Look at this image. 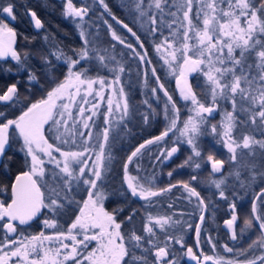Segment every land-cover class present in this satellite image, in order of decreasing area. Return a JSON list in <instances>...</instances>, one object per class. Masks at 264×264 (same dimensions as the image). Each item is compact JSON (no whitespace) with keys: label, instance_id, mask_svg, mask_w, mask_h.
I'll list each match as a JSON object with an SVG mask.
<instances>
[{"label":"snow or ice","instance_id":"1","mask_svg":"<svg viewBox=\"0 0 264 264\" xmlns=\"http://www.w3.org/2000/svg\"><path fill=\"white\" fill-rule=\"evenodd\" d=\"M96 2L93 0V4ZM98 3L112 20L136 38L139 49L145 48L137 33L112 14L105 0H98ZM129 4L138 14L136 19L140 20L141 27L150 22L147 31L149 36L160 33L162 39L154 44L155 50L158 53L164 50L160 58L176 76L180 97L190 102L189 111L192 114L183 120L182 127H178L180 109L153 68L152 75L158 87H152L151 93L157 103L160 102V97L156 95L158 91H162L167 98L163 115L168 123L160 135L146 139L127 155L122 164L123 179L119 187L109 189L105 181L112 167L111 146L121 139V132L128 129L126 121L135 114L133 106L122 86L118 94L123 98V103L118 102L113 107V101L109 98L104 113L92 111L99 109L98 103H92L88 109L83 105L89 103L87 96L92 95L94 84L100 85L96 95L103 100L101 93L105 86L120 85V74L125 72V68L114 54L115 44L104 47L86 30L84 17L91 7L87 4L76 7L73 0H66L63 14L66 18L72 17L79 29L81 47L65 52L59 44H49V40L54 38L45 35L48 50H40L39 58L49 87L43 88L42 85L43 94L40 98L21 107L18 114L8 111L21 103L17 84L6 86V90L0 93V102L5 105L0 108V169L7 170L10 167L8 161L12 157L8 156V152L13 145H19L27 169L17 174L10 185L11 202H0V264H178L175 255L178 250L172 247L173 243L180 245L181 249L186 248L183 255L197 261V264L208 261L212 264H264V0H175L174 3H170V0H148L147 3L145 0H126L122 6L127 7ZM14 7L11 0L0 3V60L10 57L19 66V71L25 70L29 53L22 57L15 48L17 32L10 26L16 20ZM153 8L156 12L152 11ZM28 14L35 28L44 27L34 11L29 10ZM144 17H147V21L141 19ZM166 17L172 19L166 20ZM158 19L161 25L166 24L169 29L168 36H164L156 26ZM104 23L108 26L112 40L130 49V57L137 58L142 64H151L146 59L147 51H138L107 20ZM173 25L176 27L173 28ZM53 57L66 66L63 79L58 78L53 71L54 68L58 70ZM93 63L96 67L94 76L90 74ZM6 70L12 71L11 68ZM104 70L112 75L110 82L99 74ZM196 72L205 77L203 86L189 81V75ZM144 75L147 77V72ZM28 80L39 82L35 70H28ZM144 86L148 87L147 80ZM196 88H200L199 97ZM78 96L79 101L76 99ZM143 103L152 109L151 113H141L143 122L147 124L150 116L156 113L147 100ZM225 103L231 104L230 111L223 108ZM76 104L80 105L77 111L83 120H74L69 127L68 118L73 116L70 108ZM218 108H223V120L219 125L222 130L218 131L217 125H211V133L231 153L228 160H237L238 149L247 150L240 152L241 157L259 155L262 160L259 165L255 160L245 161L247 175L243 179L239 169L230 173L245 191L257 181L262 185L259 193L252 198L250 212L245 215L239 233L236 228L239 217L234 202L229 204L231 218L224 222L232 241H238L240 236L258 225V237L247 247L234 249L228 244L223 245L225 252L235 251L243 259L214 258L203 252L197 255L192 247H186L181 220H173L172 215H153L150 209L157 203L153 198L182 187L188 193L189 202L191 197L196 198V207L201 212L206 209L205 199L189 182L178 181L161 188L156 185L155 174L140 175V158L145 154L143 150L150 151L149 145L164 141L174 130L179 132V137L184 138L180 142H186L192 147L193 155L200 157L197 138L206 133L204 125ZM86 111L92 112V115L85 117ZM114 112H119L120 116L110 119ZM93 116L103 117L102 126L93 121ZM77 124L87 131L80 130ZM237 128L240 131L234 136L233 132ZM93 129L96 143H90ZM50 139L53 142H49ZM257 149L260 151L257 152ZM177 151L178 148L173 146L154 159L159 161L161 156L168 159ZM208 160L212 162L213 173L219 172L226 163L211 155ZM189 161H192V156L185 164ZM130 164L136 169L135 175L129 170ZM194 167L199 169L200 164L195 163ZM167 175L171 178L173 173L169 171ZM190 179L196 181L198 175H192ZM225 183V178L211 180V184L219 190V196L226 199L221 187ZM80 193L87 198L81 196L77 199ZM110 197L118 202L111 212L106 211L103 204ZM136 201L144 203L139 208L133 207ZM122 205H127V212L123 219L118 220L117 217L125 212ZM74 206L78 208V214L66 231H56L52 235L41 231L31 236L18 232L22 225L31 226V222L41 216L44 210L50 214L42 219L44 227L58 229V217L72 212ZM169 207L172 205L169 204ZM138 213H141L139 217ZM204 220L205 216L201 214L200 223L195 225L196 247L200 246L201 224ZM165 226L176 234L169 233ZM186 226L192 227L190 223ZM157 228L164 233L163 237L158 235ZM64 241H71V244ZM208 243L212 244L215 251L216 244L211 237Z\"/></svg>","mask_w":264,"mask_h":264},{"label":"rangeland","instance_id":"2","mask_svg":"<svg viewBox=\"0 0 264 264\" xmlns=\"http://www.w3.org/2000/svg\"><path fill=\"white\" fill-rule=\"evenodd\" d=\"M113 1L115 2V4H117L116 2H118L120 5H122V3L126 2V0H113ZM63 2L65 3V8H66V0H63ZM147 2H148V0H145V3H147ZM174 2H175V0H170V3H174ZM73 4L76 7H80V6H83L85 4H87V5H89L91 7V10L84 17V22H85L84 26H85L86 30L89 31L93 36H95L96 39L104 47H108L110 44H115L116 45V49L117 48H124L121 44H119L116 41L112 40L111 34H110L109 30H108V26H107V24L104 23V20H107L108 23L111 24L112 18H111L110 15H108L104 11L103 7L99 5L98 0H97V2L95 4H93V0H73ZM130 5L131 4H129L128 6H130ZM131 7H132V10H133L132 13L129 12L128 8L126 7L127 8V12H128L127 15H129V14L132 15V16L129 15L130 18L132 19V21L139 28V30H141L143 32V36L148 38V40L153 43V47H154V44L159 43L160 40L162 39V37L160 36V33L159 32L156 33L155 36H149L147 34V31H148V27H149V23L150 22H146L144 27H141L140 20L136 19L138 14L135 12V9H134L133 5H131ZM152 11L156 12V10L154 8H153ZM68 19L73 22V18L72 17H68ZM141 19L147 21V17H144V18H141ZM171 19H172V17H166V20H171ZM76 20H79V18H76ZM156 26H158L161 29V31L163 32L164 36H168L169 35V29L167 28L166 24L161 25L159 23V19L157 20V25ZM175 27H176V25H173V28H175ZM201 27H202V25H201ZM77 31L79 33V29L78 28H77ZM97 33H98V35H97ZM127 40L128 41L131 40L132 42L134 41V39H131V38L129 39V37H128ZM138 51H140V50L138 49ZM154 51H155V53L157 55L156 58L158 57L157 60L160 61L161 68H163V72H164L163 78L167 79V84H168V86H170L173 83V80L176 79V76L171 73V71L168 68V66L165 65L163 60L160 58L161 54L163 53L164 50L162 49L161 52L158 53L155 50V47H154ZM225 52H226V49H225ZM114 54L117 56L118 59L121 60V63L124 66L125 65V60L120 57L119 53L117 54L115 52ZM238 54H239V50H237V55ZM82 63L87 64L88 62H82ZM93 65H95V64L93 63ZM140 66H141V78L138 77V76L135 77V75H133V74L125 75L124 73H121L120 74V85H114L113 87L105 86V88L103 89V91L101 93V95L104 97L103 100H101L100 96L96 95V92L100 91V85L99 84H94L93 85L94 91H93L92 95L87 96V100L89 101V103L88 104H84L83 107H85V109H88V108H91V104L92 103H98L99 104V109L98 110L97 109H93L92 111H98L99 113H104L107 110V106H108L107 105V100L109 98L113 101V107H115V104L118 103V102L122 104L123 103V98L120 97L119 94H118V89H119V87L122 86V87H124V91H125V94H126L128 100H129L130 93H132V92H134L135 94L142 93L141 94V96H142L141 99H143V101L147 100L149 103L153 102L154 105H152V108L155 109L156 114L157 113H159V114L162 113L163 114L164 102L166 101L167 98L164 97L162 91L161 92H157L156 95L159 96V97L161 96L162 99H163L159 103H157L155 97L151 93V88L153 86L150 85L149 80H148V69L146 70V67H145L146 64L140 63ZM104 71H105V73H102V74H105V75H103L102 77H107V80L110 82L111 79H112V75L110 73H108L107 70H104ZM101 72H103V71H101ZM131 72H134V70L131 69ZM145 72H147V77H145V75H144ZM90 74L93 75V76L96 74V67H95L94 71H92ZM156 74H158L157 70H156ZM196 74H198V81L196 83H198L201 86H203L205 77L199 72H196L194 74V76ZM58 78H60V76ZM60 79H63V77L60 78ZM145 80H147L148 87L144 86ZM46 84H48V83H46ZM47 87H49V86L47 85ZM83 95H84V92H83V89H82L81 96H83ZM146 97H147V99H144ZM39 98H37V99H39ZM76 99H77V101H79L80 97L78 96V97H76ZM34 100H36V98H34L32 101H34ZM79 106H80L79 104H76V105H73L70 108V111L72 112L73 116H72V118H68V126L69 127L72 126L74 120H76V121L83 120V117H81L78 114V111H77ZM190 107H191L190 105H187L186 106V111L184 112V114L183 115L179 114L180 120L178 122V127H182L183 120H185L189 115L192 114L189 111ZM223 108H226V109H228L230 111L231 110V104L230 103H225L223 105ZM223 108H218V112H216L215 117L209 118V122L204 125V128L206 129V133L204 135L199 136L197 138V147L201 151V156L200 157H195L193 155L192 147L190 145H188L186 142H180V141L184 140V138L183 137H179V132L176 131V130H174L173 132H170L169 136L165 137L164 141H161L162 142V152H167L173 146H176L178 148V151L176 153H174L172 155V157H170V158H168L166 160L164 159L163 161H161V163L159 165V167H160L159 170H161L168 163L173 161L174 168H172L173 170H170L172 173L173 172L174 173L175 172H177V173L178 172H180V173L183 172V174H188L189 173L190 177L192 175H198V179L196 181L190 180V183L192 184L193 187L196 188V190L198 192H200L201 196L205 199L206 203H207V199L209 201L208 202L209 212H208V215H207V217L209 218L208 219L209 220L208 224H210V221H212V223L216 224L217 221L214 220L213 218L214 217H220L223 212L224 213L227 212V213H229V215H231V210L229 208V204H231L232 202H244L243 201L245 199L244 195H252L257 190L256 188L260 186V182L257 181L254 185L249 186L247 191H245L244 189H241L239 187V181L236 180L235 176L234 175H230V173H233L235 170L239 169L241 171V178L243 179L247 175V172H246V170L244 168L245 161L251 162L252 160H255L257 162V164L259 165V164L262 163V160H261V157L259 155H257L256 157H241L240 156V152L241 151H247V150H243V149H238L237 150V160L236 161L228 160V157H230L231 153H229L227 151V148H225L222 143H218V139L219 138L216 135L211 133V125H217L218 131L222 130V129L219 128V125H220V123L223 120ZM89 115H92V112L86 111L85 114H84L85 117L89 116ZM119 116H120L119 112H114L113 117H110V119H115V118H118ZM93 121H95L97 125H101L102 126L103 117L102 116H93ZM126 122H132V117H129ZM88 123L91 124L92 121H88ZM167 123H166V125H167ZM77 127L80 128V130H82V131H87V130L82 128L81 124H77ZM239 131H240V129L237 128L236 130H234L233 135L237 136ZM46 135L50 136V133L46 132ZM128 135H129V128L127 130H124L123 132H121V139L117 140L116 143L111 146L112 155H113L112 167H113V165L115 167V165L118 163L117 155H116V152L114 151V149H117V143L120 140L124 141L125 137H127ZM178 137H179V140L177 139ZM257 138H259V136H257ZM49 142H53V141L50 139ZM90 143H96L95 129H93V138L90 141ZM210 149H212L214 152H216L221 157L220 158V157H216L215 155H211V156H213L214 159H222V160L226 161V163H225L226 170L220 176H215L211 172L210 161L208 160V156L210 155V152H208V151H210ZM259 151L260 150L257 149V152H259ZM206 152H208V153H206ZM55 155L59 156L58 153H55ZM189 156H192V161H189L188 164H185V161L188 160ZM45 159H47V158L45 157ZM89 163H91V161H89ZM195 163H199L200 164V168L199 169H196L194 167ZM154 164H155V162H154ZM181 165H183V166L181 167ZM117 166H118V169H119V165H117ZM47 167H51V166L48 165ZM112 167H111V170L113 169ZM140 168H141V171H140V175L141 176H143L145 174H153L151 171L154 168L153 167L152 168L149 167V164L147 162H144L143 160H140ZM204 169H207V171L209 172L210 176H207V174L206 175L204 174V172H203ZM109 173L110 172L107 173V177H106L105 183L109 179L108 178ZM133 175H135V174H133ZM164 175H165L164 180L172 178V177L169 178L167 174H164ZM161 178H162V176H161ZM222 178L226 179V183L221 186L222 189L225 191V197H227L226 199L225 198H221L219 196V190H217L215 188V186L213 184H211V180L212 179L219 180V179H222ZM158 180L159 179L156 176L155 177V181L158 182ZM173 183H174V181H173ZM259 188H258V190H259ZM178 192H179V196L181 198H183L184 200L181 201V202L177 201L175 203V205L179 206V207H182L184 209H190L191 208L192 211H188V212L194 214L195 217L198 218V216L201 213V210L196 207V198L195 197H191L190 198L191 202H189L188 193L182 187H179V191ZM228 192L231 193V195ZM234 192L236 193L235 195L233 194ZM105 201L103 202V204H105ZM104 208H105V206H104ZM160 210L161 209H159V211ZM150 211L153 213V215H156V214L160 215V213H158L157 211H154V210L152 211L151 209H150ZM47 215H50V214L47 213ZM70 215H71V212H69V213H67L65 215L59 216L58 217L59 225L60 224H64V222H67V219L70 217ZM176 215H180V212L177 213V211H175V214L172 216L173 220H176V219L181 220L182 224H184V227H183L184 232L183 233L189 234L191 232V230L194 229L195 223L187 222V221H185L186 218L184 216H176ZM188 223H190L192 225L191 228H188L186 226ZM69 225H70V223L67 224L66 226L68 227ZM165 227L168 228V226H165ZM241 227H243V224L239 226V229ZM168 229H171V228H168ZM239 229H238V233H239ZM255 229L256 228H254L253 230H250L249 232L250 233H255ZM156 230H157L158 235H160L162 237V232H160V230L158 228ZM54 232H56L55 229H46L44 227V233L46 235H52ZM208 238L209 237H204V239H203L204 245L207 247V249H209V254L208 255L213 256L214 258L215 257H224V258H226L225 254L228 253V252H225L224 250L223 251H219L218 249H217V251H216V249H215V251H213L212 244L208 243ZM78 239H80V237H78ZM64 242L71 244V241H64ZM47 243L48 242H46V244ZM175 245L180 247V245H178V244H175ZM90 247H91V245H90ZM181 257L185 258L186 256L182 255ZM182 258H180V259H182ZM150 259H154V257H150ZM176 259H177V261L179 263V259L178 258H176Z\"/></svg>","mask_w":264,"mask_h":264},{"label":"flooded vegetation","instance_id":"3","mask_svg":"<svg viewBox=\"0 0 264 264\" xmlns=\"http://www.w3.org/2000/svg\"><path fill=\"white\" fill-rule=\"evenodd\" d=\"M105 1H106V3H108V0H105ZM110 1H113V0H110ZM116 3L118 5L117 4H115V5H117V7H119V9L117 10L118 12H114L113 10L110 9L112 14H114L119 20H121L124 24H127L129 27H131L133 29V31H135L137 33V35L144 42L145 48L139 49L137 42H136V38L133 37L131 35V33H129L127 31V29H125L121 25L117 24L114 20L111 21V25H112L113 29H115L119 34H122L126 39H128V37H129V39L130 38L134 39L133 42L131 40H129V41L127 40V41L129 43L133 44L134 47H137V49H139L140 51H142V52L147 51L148 52V48H149V50L152 49V51L155 53L153 43L151 41H149L148 38L143 36V32L141 30H139V28L135 25V23L130 18V16H132V15H130V14H129L130 16L127 15L128 14L127 8H128L129 12L132 13V11H133L131 5L127 6V8H126L122 5H120L118 2H116ZM28 12L29 11L18 12L14 9V13L16 15V20L10 25L17 32L16 43H15L16 50L18 52H20L22 57L24 56L25 53H29V59L26 62L25 70H19L18 71L19 66L16 64L15 61L11 60L10 57L7 60H0V93H3L6 90V86L11 85L13 83H16L17 87H18V92H19V97H20L21 103L18 104L16 106V108L8 109V111L10 113H16V114L19 113L21 107H23L24 105H27L30 101L33 100L32 95L30 93L31 82H29V80H28V70L31 69L30 68L31 64L32 63L42 64L40 59L36 58L37 51L35 50V48L31 47V40L33 39V37H35L36 39L41 37L39 34H42L45 27H43L41 29L35 28L34 22L31 20V16L28 14ZM36 15L41 20L42 24L44 25L45 22H44L43 18L37 13H36ZM26 37L28 39H25ZM115 52L117 54L119 53L120 57L125 60V65H124L125 72H124V74L125 75L133 74V75H135V77L138 76L141 78L140 62L138 61L137 58H132L129 56L130 49H127L125 47L124 48H117V49L115 48ZM121 53L123 55H121ZM154 55H155V57L157 56L156 53ZM146 59L151 60L149 52H148V56L146 57ZM148 65L151 66L152 63L148 64ZM8 68H11L12 71L8 72L6 70ZM94 69H95V65L92 66V71H94ZM131 69H133L134 72H131ZM146 70H147V67H146ZM102 73H105V71L99 73L101 76L105 75ZM156 76H157V74H156ZM43 88H47L46 83H43ZM42 94H43V92H42ZM4 107H5L4 103L0 102V108H4ZM114 151L116 152L118 163L115 165V167L113 165V167H112L113 169L110 171V173L108 175L109 179L106 182V185H108L109 189L119 187V185L123 179L122 164L126 160L125 142L120 140L117 143V149H114ZM8 156L12 157V160L8 161L10 167L7 170L0 169V202H3L5 204H8L11 202L10 185L12 182H14L15 176L17 174H19L20 172L27 170L23 164L24 154L21 151H19V145H13L12 149L8 152ZM135 159L136 158H134V160ZM140 160H142V159L140 158ZM168 164H170L172 166L173 161L168 163ZM117 165H119V169H118ZM152 165L153 164L151 163L150 167H152ZM130 166H131V164L129 165V167ZM173 168H174V166H173ZM171 170H173V169H171ZM159 171L160 170H152L151 172L154 174V173H158ZM168 172H169V170L165 171L166 174ZM132 174H136V169H135V173L133 172ZM166 186H160V187L163 188ZM168 194L171 195L170 192ZM81 196H83L84 199L87 198L83 193H80L77 196V199H80ZM117 203L118 202L116 199L110 197L109 199H107L105 201V204H104L105 210L110 212L112 206H114L115 208L117 207V205H116ZM234 203L237 206L236 207L237 208L236 214L239 217L237 222H236V228H237V232H238L239 226L243 224V220H244L245 215L250 212L251 203L250 202H246L243 204H241L240 202H234ZM80 206H82V205H80ZM122 206L124 207L125 205H122ZM208 212H209V207L207 205L206 218H205V220L201 226L200 246L199 247H196L197 237H196V232H195V225L198 224L199 218L195 221L194 229L191 230V232L189 234L183 233L184 242H185L186 247H192L194 253H196L197 255H199L201 252H203L205 255L209 254V249H207V247L204 245V242H203L204 237H211L212 241L216 244V251H217V249L219 251H223L224 250V248H223L224 244H228L229 246L233 247L234 249L247 247V245L250 242L257 239V237H258V225H257V227H255L256 228L255 233H250L249 232L250 230H249L243 236H240L238 241H232L231 240V233L226 229L225 223H224L227 219L231 218V215H229V213H227V212H225V213L223 212L225 214L224 217H214L213 218L214 220L217 221L216 224L212 223V221H210V224H208V221H209L208 220L209 218L207 217ZM77 214H78V208L76 206H74L70 217L67 219V222L71 223L72 220H74L75 215H77ZM124 215H125V212L121 213L120 216L117 217V219L118 220L123 219ZM46 216H47V211L44 210L42 212L41 216H39L38 218H36L35 220H33L31 222V226L22 225L18 228V231L21 228H29V227L38 226L40 229V232L41 231L44 232V225L42 223V219L45 218ZM0 223H2V222H0ZM14 223H18V222H14ZM181 226L184 227V224H182ZM181 226H177V227H181ZM168 231L171 234H176V233L172 232V229H168ZM163 235H164V233H162V237H163ZM172 247H174L175 249L178 250L175 253L176 258L179 259L178 264H197V261L190 260L186 255H185L186 256L185 258L183 257L184 259L181 257L183 255V253L186 252V248L181 249L179 246H176L174 243H173ZM259 251L260 250L258 249L257 254H259ZM225 256L227 259H236L238 257V254H237V252L234 251L233 253H226ZM180 258H182V259H180ZM238 258L243 259L244 257L239 256ZM205 264H212V263L210 261H208V262H205Z\"/></svg>","mask_w":264,"mask_h":264},{"label":"trees","instance_id":"4","mask_svg":"<svg viewBox=\"0 0 264 264\" xmlns=\"http://www.w3.org/2000/svg\"><path fill=\"white\" fill-rule=\"evenodd\" d=\"M6 2L7 0H0V3H6ZM11 2L15 5L14 9L16 11L18 12L29 11V10L34 11L37 14H39L45 22L44 31L42 32V34H39L41 37L37 39L33 37V39L31 40V47L35 48V50L37 51L36 58L40 59L39 58L40 50H44V51L48 50L47 48L48 46L45 44V41H44L45 35H48L50 38H54V39L49 40V44H52V45L59 44L64 49L65 52H70L71 49H79L81 47L82 40L77 31L75 24L72 21H70L68 18H66L63 14L65 10V3L62 0H11ZM257 2H259V0H257ZM107 4L109 5L111 10H113L114 12H118L117 10L119 9V7H117V5H115L113 1L108 0ZM148 52L151 57L150 61L152 63L151 66H149L148 64L146 66L148 69V80H149L150 85H152L153 87H158V85H156L155 83V76L152 75V71H151L153 68H155L158 71L157 76L160 77V82L164 84L165 89L169 92L170 95L173 96V99L176 102L177 107L180 109L179 114L183 115L184 112L186 111V106L190 105V102L183 101L177 95L176 90H175L174 80H173V83L170 86H168L167 79L163 78L164 72H163V68H161L160 66V61L157 60V58L154 55L155 53L152 51V49L149 50L148 48ZM53 61L54 63L57 64V67H58V70L54 68L53 71L55 72L57 77L60 76V78H62L65 74L66 66L62 65L60 62L55 61L54 57H53ZM30 68L36 71L38 81H39V82H31L30 93L33 99L34 98L37 99L41 96L43 92V88L41 86L43 85V83H47V81L44 78V66L42 64L32 63ZM197 81H198V75H196L193 78V83L196 84ZM158 92H161V91H158ZM196 92L199 97L200 89L196 88ZM141 94L142 93L135 94L134 92H132L129 95V102L133 106L132 111L135 114L133 116H130L132 117V122H127L128 128H129V135L125 137L124 139L125 147H126V157L127 155H130V152L134 150L136 146H138L140 143H143L146 139L160 135L161 132L166 127V123H167L162 113L151 115L149 119V123L147 124L143 122V117L141 113H145V114L151 113L152 109H149L147 105L143 103V99H141L142 97ZM144 99H147V97ZM161 100L163 99L160 96V101ZM150 104L154 105L153 102H150ZM148 149H150V151L143 150L145 154L141 157V159L144 162H147L149 164V167L151 163L154 165V162H155L156 167H153L152 165V167L154 168L153 170H159L160 168L159 165L161 161L164 160V157L161 156L159 161L155 160L154 157L160 155V153L162 152V142L149 145ZM208 152H210V155H215L216 157H220L212 149H210V151ZM172 168H173V165L171 166L170 164H168L164 168H162L158 173H154L155 177L157 176V178L159 179L158 182H156V185L158 187L166 186L169 183L176 184L178 181H184V182L190 183L191 179H190V174L188 172H187L188 174H183V172L182 173L173 172L174 174L172 175V179L164 180L165 178L164 174H166L165 171L166 170L170 171ZM129 170L131 173L133 172L135 173V167L133 165L129 167ZM203 172L205 175L207 174V176H210L207 169H204ZM161 176L163 179L161 178ZM171 180H173L174 183ZM261 186L262 185L260 184L259 187L261 188ZM259 187L256 188L257 190L252 195H244V198H245L243 200L244 202H240V203L241 204L246 203V202L251 203L253 196L259 193L260 191ZM178 191H179V187H176V188H173L172 191L170 192L171 195H169L168 193H164L163 195L159 197H154L153 200H155L157 203L155 207L152 208L151 210L157 211L158 213H160V215H172V216L175 214V211H177V213L180 212V215H176V216H184L186 218L185 221L195 223V221L198 218L195 217L194 214L188 212V211H192L191 208L184 209L182 207L175 205L177 201L181 202L184 200L183 198L179 196ZM229 194L231 195V193ZM208 202L209 201L207 199V203H206L207 205H208ZM143 203H144L143 201H136L133 204V207L139 208L140 205ZM169 204H171L172 207H169ZM114 208L115 207L112 206L110 212ZM124 208H125V214H126L127 205H125ZM159 209L161 210L159 211ZM137 215L139 217L141 213H138ZM224 216L225 214L222 213L220 217H224ZM69 223L70 222H64V224H60L58 229H55V231L67 230L66 225ZM137 224L139 227V220L137 221ZM21 231L24 233L25 236L37 235L40 233V229L38 226L29 227V228H21L18 232H21Z\"/></svg>","mask_w":264,"mask_h":264},{"label":"water","instance_id":"5","mask_svg":"<svg viewBox=\"0 0 264 264\" xmlns=\"http://www.w3.org/2000/svg\"><path fill=\"white\" fill-rule=\"evenodd\" d=\"M194 74H195V73H192L191 75H189L188 79H189L190 82H192V78H193ZM174 85H175L176 93H177L178 96L180 97V86L177 85L176 80H175ZM181 86H182V84H181ZM180 98H181V97H180ZM216 112H218V109H217ZM216 112L213 114V117H215ZM213 117H210V118H213ZM210 169H211V172H212V162H211V161H210ZM225 170H226V165L224 164L223 168H222L219 172H215V173L212 172V173H213L215 176H220V175H222V174L225 172ZM205 205H206V204H205ZM202 214L206 217V209L203 210ZM37 218H38V217H37ZM198 223H200L199 220H198ZM202 224H203V223H202ZM202 224H201V226H202ZM225 227H226V229L229 231V229L227 228L226 225H225ZM229 232H230V231H229Z\"/></svg>","mask_w":264,"mask_h":264}]
</instances>
